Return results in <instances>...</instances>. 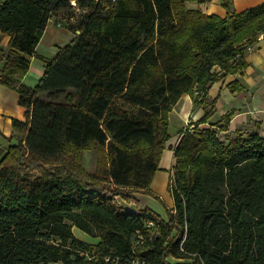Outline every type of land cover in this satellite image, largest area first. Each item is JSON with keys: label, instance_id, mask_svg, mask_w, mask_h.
I'll use <instances>...</instances> for the list:
<instances>
[{"label": "trees", "instance_id": "16d2710c", "mask_svg": "<svg viewBox=\"0 0 264 264\" xmlns=\"http://www.w3.org/2000/svg\"><path fill=\"white\" fill-rule=\"evenodd\" d=\"M204 1L75 0L84 13L73 38L40 59L34 87L18 82L27 57L51 15L73 10L70 0L0 4V32L16 53L0 48V85L16 90L24 108V121L11 125L16 145L0 160V264H94L96 254L130 253L153 213L116 199L160 201L149 187L171 108L192 95L205 108L197 125L205 124L215 109L206 92L220 77L213 69L240 72L247 43L264 33V4L225 19L185 7ZM232 115L180 134L173 208L165 221L156 216L159 234L139 249L150 264H264V138L224 140ZM72 227L100 243L76 239Z\"/></svg>", "mask_w": 264, "mask_h": 264}, {"label": "crops", "instance_id": "0c3cea01", "mask_svg": "<svg viewBox=\"0 0 264 264\" xmlns=\"http://www.w3.org/2000/svg\"><path fill=\"white\" fill-rule=\"evenodd\" d=\"M4 0H0V4ZM72 1V0H70ZM224 3L228 6L225 8ZM264 4V0H205L201 5L187 3L188 10H201L205 15H214L225 19L237 14H241L251 8ZM82 15L84 12L69 13L56 12L51 15L45 29L40 34L39 43L34 56L27 57L29 60V70L27 74L18 80L19 84L32 87L28 79L33 78L36 82L42 77L44 64L40 59H49L55 55L57 49L72 40L69 25L63 24L57 28L56 23L60 22L66 15ZM9 37L0 32V48L5 54L15 52L9 48ZM41 50H50L51 56L39 53ZM41 51V52H43ZM18 54V53H17ZM244 68L235 74L221 76V70L215 67L213 71L220 74L219 79L212 83L206 92L205 103L214 105L213 115L205 124L197 125L205 114V108L197 103L195 97L185 94L176 102L168 114L167 134L169 140L161 154L158 170L153 175L149 190L157 196L160 201L153 202V208L140 204V199L148 197L135 194L129 201V210L148 211L162 220H166V211H162L160 204L165 209L172 210L173 200L169 193V185L172 180V169L174 166V148L176 147L180 134L186 130L193 131L209 128L217 124L220 119L228 114H233L226 132L219 135L224 140L232 139L236 134L244 136L257 132L264 138V33L260 34L254 43H247L246 50L242 57ZM1 67V64H0ZM233 83L241 87V92L232 93L229 86ZM37 84V83H36ZM19 95L16 90L4 85H0V160L6 150L16 145V139L11 138L12 121H24V108L18 103ZM74 230L81 233L76 236ZM73 236L91 246H97L99 239L91 238L82 231L72 227ZM86 236V237H85ZM173 263L179 262L171 260Z\"/></svg>", "mask_w": 264, "mask_h": 264}, {"label": "built area", "instance_id": "2783aa9c", "mask_svg": "<svg viewBox=\"0 0 264 264\" xmlns=\"http://www.w3.org/2000/svg\"><path fill=\"white\" fill-rule=\"evenodd\" d=\"M115 1L116 0H108L109 3H114ZM70 6L75 13L79 12L75 0L70 1ZM73 18L74 17L68 18L66 16L55 25L57 28L61 27L63 24L70 25L73 22ZM132 212L137 211L132 210ZM143 227V231L136 234L129 254L125 256L114 254H96L93 257L94 264H150L149 260L139 252V249L145 242L151 241L159 234L160 224L156 216L154 214H150L146 219Z\"/></svg>", "mask_w": 264, "mask_h": 264}, {"label": "rangeland", "instance_id": "374dc122", "mask_svg": "<svg viewBox=\"0 0 264 264\" xmlns=\"http://www.w3.org/2000/svg\"><path fill=\"white\" fill-rule=\"evenodd\" d=\"M80 17H81V15H79V14L74 15L73 22L68 27L70 29V33L72 35V38H73V35L75 33L76 26H77V23H78V20ZM76 34H78V33L76 32ZM41 51H43V50L39 49L38 52L44 53V55H47L49 57L51 56L50 50H46V51L44 50L43 52H41ZM28 82L32 87H34L37 83L33 78H29ZM43 97L44 96H42V95L40 96V98H43ZM84 161H85V171L88 174H92L94 172V167H95V155H94V153L93 152L86 153ZM116 202L119 205V207L124 208V209H129V206H128L129 201L125 202L121 199H116ZM153 202H156V201H154L153 199H151L149 197H143L142 199H140V204H143V205H145L147 207H151V208L154 207ZM160 206L162 208L161 210L164 212L166 210L165 207H163L161 204H160ZM153 209H155V208H153ZM156 211H158V210H156ZM74 234L76 236H81V233L77 230H74Z\"/></svg>", "mask_w": 264, "mask_h": 264}, {"label": "water", "instance_id": "95a60500", "mask_svg": "<svg viewBox=\"0 0 264 264\" xmlns=\"http://www.w3.org/2000/svg\"><path fill=\"white\" fill-rule=\"evenodd\" d=\"M77 33H79V32H77Z\"/></svg>", "mask_w": 264, "mask_h": 264}]
</instances>
